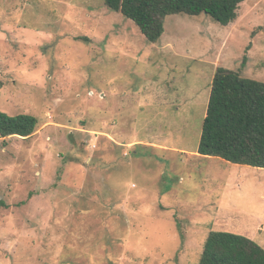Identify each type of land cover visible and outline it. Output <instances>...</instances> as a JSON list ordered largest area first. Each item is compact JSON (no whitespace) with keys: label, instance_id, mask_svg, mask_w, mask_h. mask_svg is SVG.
<instances>
[{"label":"rangeland","instance_id":"rangeland-1","mask_svg":"<svg viewBox=\"0 0 264 264\" xmlns=\"http://www.w3.org/2000/svg\"><path fill=\"white\" fill-rule=\"evenodd\" d=\"M246 56V60H245ZM264 81V0L167 16L149 42L105 0H0V264H198L208 233L264 247V168L197 152L218 67Z\"/></svg>","mask_w":264,"mask_h":264},{"label":"trees","instance_id":"trees-1","mask_svg":"<svg viewBox=\"0 0 264 264\" xmlns=\"http://www.w3.org/2000/svg\"><path fill=\"white\" fill-rule=\"evenodd\" d=\"M105 1L110 9L135 22L149 42L157 43L171 14H206L229 25L237 20L245 0ZM38 125L35 115H10L0 110L1 137H29ZM197 152L264 168V81L242 76L227 67L217 68ZM198 264H264V247L245 235L212 229Z\"/></svg>","mask_w":264,"mask_h":264}]
</instances>
